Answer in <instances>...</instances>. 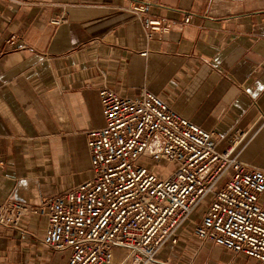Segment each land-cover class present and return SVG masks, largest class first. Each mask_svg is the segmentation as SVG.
<instances>
[{"label":"crops","instance_id":"crops-1","mask_svg":"<svg viewBox=\"0 0 264 264\" xmlns=\"http://www.w3.org/2000/svg\"><path fill=\"white\" fill-rule=\"evenodd\" d=\"M143 2L144 17L181 25L147 38L127 10ZM102 85L159 95L214 132L218 150L223 135L245 131L238 158L264 171V0H0V203L38 205L83 180L85 132L103 124ZM45 226L38 215L0 224V264H66L41 246ZM190 231L188 223L159 257L257 264Z\"/></svg>","mask_w":264,"mask_h":264},{"label":"built area","instance_id":"built-area-1","mask_svg":"<svg viewBox=\"0 0 264 264\" xmlns=\"http://www.w3.org/2000/svg\"><path fill=\"white\" fill-rule=\"evenodd\" d=\"M148 6L127 8L147 38L181 25L144 17ZM63 20L58 15L50 23ZM98 96L103 124L85 132L90 165L83 180L38 205L8 197L0 203V224L17 227L30 215L44 217L39 242L50 252L70 250L66 264H194L159 257L167 244L178 243L188 223L199 244L264 264V171L238 158L246 132L223 135L225 147L218 150L214 132L157 94L141 89L129 97L102 85ZM150 161L175 167L165 175Z\"/></svg>","mask_w":264,"mask_h":264},{"label":"rangeland","instance_id":"rangeland-1","mask_svg":"<svg viewBox=\"0 0 264 264\" xmlns=\"http://www.w3.org/2000/svg\"><path fill=\"white\" fill-rule=\"evenodd\" d=\"M147 165L149 167H155L156 172H164L165 175L168 174L169 170H172L175 167L174 163L165 162V161H160V162H151L150 161ZM209 198H210V196H207L203 200L202 205L198 206V208L196 210L197 214L201 213L205 209V207L207 206V204L210 200ZM62 253L65 255L66 260H68L70 250L63 251ZM62 253H60V254H62Z\"/></svg>","mask_w":264,"mask_h":264}]
</instances>
